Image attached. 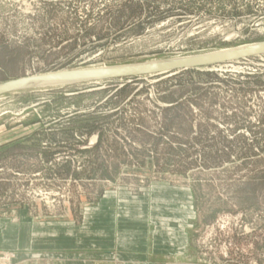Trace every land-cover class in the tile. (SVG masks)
I'll list each match as a JSON object with an SVG mask.
<instances>
[{"label": "rangeland", "instance_id": "374dc122", "mask_svg": "<svg viewBox=\"0 0 264 264\" xmlns=\"http://www.w3.org/2000/svg\"><path fill=\"white\" fill-rule=\"evenodd\" d=\"M252 45L264 0H0V86ZM0 264H264V53L1 96Z\"/></svg>", "mask_w": 264, "mask_h": 264}, {"label": "water", "instance_id": "95a60500", "mask_svg": "<svg viewBox=\"0 0 264 264\" xmlns=\"http://www.w3.org/2000/svg\"><path fill=\"white\" fill-rule=\"evenodd\" d=\"M263 53L264 45H260L255 46L252 49L242 51L231 50L217 54L213 53L209 55L179 58L171 60L169 62L167 61L165 62V64L141 65L139 67L130 69H119L114 67L34 75L18 79L8 84L0 86V97L11 92H16L22 89H27L32 86L42 84H75L117 78L124 79L148 75L173 73L189 69H199L202 67H211L224 63L239 61Z\"/></svg>", "mask_w": 264, "mask_h": 264}, {"label": "bare ground", "instance_id": "6f19581e", "mask_svg": "<svg viewBox=\"0 0 264 264\" xmlns=\"http://www.w3.org/2000/svg\"><path fill=\"white\" fill-rule=\"evenodd\" d=\"M253 47H255L254 45L252 46H247V47H242V48H238V49H235L237 51H242V50H247V49H252ZM231 51V50H229ZM236 52V51H235ZM221 53V52H220ZM169 62V61H168ZM159 64H165V62H148L146 64H140V65H135V66H124V67H117V68H121V69H130V68H135V67H139L141 65H159Z\"/></svg>", "mask_w": 264, "mask_h": 264}]
</instances>
